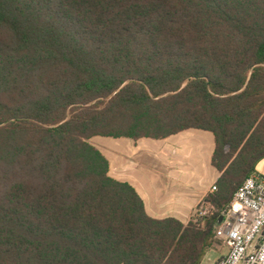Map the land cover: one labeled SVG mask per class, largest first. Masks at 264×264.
I'll return each mask as SVG.
<instances>
[{
  "label": "trees",
  "instance_id": "obj_1",
  "mask_svg": "<svg viewBox=\"0 0 264 264\" xmlns=\"http://www.w3.org/2000/svg\"><path fill=\"white\" fill-rule=\"evenodd\" d=\"M215 137L217 191L149 217L94 137ZM264 159V0H0V264H201Z\"/></svg>",
  "mask_w": 264,
  "mask_h": 264
},
{
  "label": "crops",
  "instance_id": "obj_2",
  "mask_svg": "<svg viewBox=\"0 0 264 264\" xmlns=\"http://www.w3.org/2000/svg\"><path fill=\"white\" fill-rule=\"evenodd\" d=\"M109 162V176L131 185L153 219L195 221L200 205L213 193L221 177L213 166L215 137L211 132L187 130L164 139L94 137ZM91 140L89 141L91 143ZM264 176V159L256 167ZM228 248L215 239L201 264H218Z\"/></svg>",
  "mask_w": 264,
  "mask_h": 264
},
{
  "label": "built area",
  "instance_id": "obj_3",
  "mask_svg": "<svg viewBox=\"0 0 264 264\" xmlns=\"http://www.w3.org/2000/svg\"><path fill=\"white\" fill-rule=\"evenodd\" d=\"M208 214L203 202L196 218ZM220 217L223 220L217 223L216 239L225 244L228 253L218 264H264V176L255 173L247 178Z\"/></svg>",
  "mask_w": 264,
  "mask_h": 264
},
{
  "label": "rangeland",
  "instance_id": "obj_4",
  "mask_svg": "<svg viewBox=\"0 0 264 264\" xmlns=\"http://www.w3.org/2000/svg\"><path fill=\"white\" fill-rule=\"evenodd\" d=\"M98 143L97 140L93 139L91 140V144L94 145V146H98Z\"/></svg>",
  "mask_w": 264,
  "mask_h": 264
},
{
  "label": "water",
  "instance_id": "obj_5",
  "mask_svg": "<svg viewBox=\"0 0 264 264\" xmlns=\"http://www.w3.org/2000/svg\"><path fill=\"white\" fill-rule=\"evenodd\" d=\"M222 220H223V217H220L219 219H218V224H220L221 222H222Z\"/></svg>",
  "mask_w": 264,
  "mask_h": 264
}]
</instances>
